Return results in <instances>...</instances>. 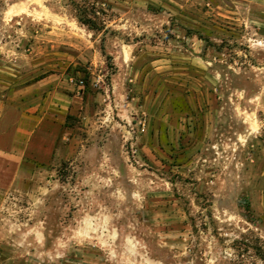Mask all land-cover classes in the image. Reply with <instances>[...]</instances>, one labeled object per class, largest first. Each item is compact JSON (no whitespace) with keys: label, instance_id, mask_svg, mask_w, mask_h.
<instances>
[{"label":"rangeland","instance_id":"rangeland-1","mask_svg":"<svg viewBox=\"0 0 264 264\" xmlns=\"http://www.w3.org/2000/svg\"><path fill=\"white\" fill-rule=\"evenodd\" d=\"M0 64L79 97L0 264H264V0H0Z\"/></svg>","mask_w":264,"mask_h":264},{"label":"crops","instance_id":"crops-1","mask_svg":"<svg viewBox=\"0 0 264 264\" xmlns=\"http://www.w3.org/2000/svg\"><path fill=\"white\" fill-rule=\"evenodd\" d=\"M3 71L0 64V93L5 89L9 92L15 90L18 95L13 98H20L15 105L0 102V187H7L14 182L23 166L37 167L54 160L60 141L61 113L76 111V99L79 97L52 92L43 98L35 92L32 101L23 100L28 94L42 89V83L14 86L1 80ZM128 241L132 242V239L129 237ZM89 262L102 264L101 255L96 254ZM150 263L161 262L153 258Z\"/></svg>","mask_w":264,"mask_h":264}]
</instances>
